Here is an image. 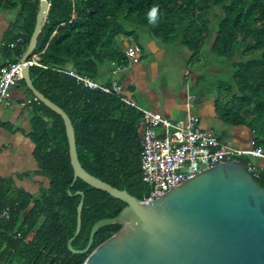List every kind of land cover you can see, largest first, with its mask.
<instances>
[{
    "label": "trees",
    "instance_id": "1",
    "mask_svg": "<svg viewBox=\"0 0 264 264\" xmlns=\"http://www.w3.org/2000/svg\"><path fill=\"white\" fill-rule=\"evenodd\" d=\"M34 49L28 61L33 87L68 116L74 131L82 169L138 201L150 195L142 180L141 114L100 89L86 87L70 75L110 86L116 67H127L119 37L143 33L160 47H183L188 64L198 62L207 42L220 58L238 57L230 64L231 83L218 87L214 109L217 119L251 135V147L264 151V0H47ZM39 0H0V9L15 12L1 44L0 68L25 53L35 28ZM19 40V41H18ZM108 77H105L104 74ZM31 109L27 137L33 144L36 169L16 175L48 181L30 193L0 176V264L10 257L19 264H83L102 242L121 229L118 223L101 227L90 250L73 254L67 240L75 232L77 206L82 192L81 228L72 240L82 250L92 225L114 218L126 206L80 179L74 180L64 122L26 88ZM221 139L220 137H218ZM254 180L264 188V166L248 157ZM71 187L70 194L67 193ZM19 233V238H18Z\"/></svg>",
    "mask_w": 264,
    "mask_h": 264
},
{
    "label": "water",
    "instance_id": "2",
    "mask_svg": "<svg viewBox=\"0 0 264 264\" xmlns=\"http://www.w3.org/2000/svg\"><path fill=\"white\" fill-rule=\"evenodd\" d=\"M39 3L34 31L20 58L22 81L36 100L63 120L74 180L126 205L116 217L96 221L86 246L75 250L71 242L80 232L84 201L83 193L75 192L81 199L67 249L73 254L88 252L101 227L118 223L121 229L97 246L83 264H264V188L248 172L246 163L219 164L151 201H138L82 169L68 116L38 92L29 77L27 61L49 6L47 0Z\"/></svg>",
    "mask_w": 264,
    "mask_h": 264
},
{
    "label": "built area",
    "instance_id": "3",
    "mask_svg": "<svg viewBox=\"0 0 264 264\" xmlns=\"http://www.w3.org/2000/svg\"><path fill=\"white\" fill-rule=\"evenodd\" d=\"M123 53L128 65L136 64L140 60L141 52L136 45L127 46ZM27 64L30 66L35 62L27 61ZM22 66L18 60L0 68V105L6 106L9 88L22 80ZM125 68L116 67L112 71L110 86L79 78L73 73L70 75L86 87L100 89L116 97L141 114V173L142 180L150 187V195L144 201L160 198L184 181L219 164L238 161L241 157L264 160V151L261 148L227 145L214 133L203 131L199 127V119L195 116L187 115L173 120L139 106L126 96L122 85L114 78ZM247 170L250 174L254 172L250 163L247 164ZM5 214L4 212L3 215Z\"/></svg>",
    "mask_w": 264,
    "mask_h": 264
},
{
    "label": "rangeland",
    "instance_id": "4",
    "mask_svg": "<svg viewBox=\"0 0 264 264\" xmlns=\"http://www.w3.org/2000/svg\"><path fill=\"white\" fill-rule=\"evenodd\" d=\"M14 19L15 12L0 9V21L6 20L7 23L11 24ZM139 38L138 35L137 41L133 38H122V41L126 42L127 45L141 44V39ZM149 39L157 46V41L150 37ZM122 41L119 39L117 41L121 50L124 48ZM206 44H209V42ZM166 48L158 50L155 48L153 54H145L144 52V57L140 63L134 66L137 69H141L146 75L145 78H139L140 82L136 83V85L138 84L137 86H141L140 89L148 91L150 96L147 98L149 101L161 112L164 106H169V114L172 119L184 114V106L188 103L191 111L197 114L201 122L205 123L211 132L218 135L224 143L227 142L239 148H250L251 135L246 129L220 122L213 112L215 110L213 106L214 100L217 96L216 90L218 87H225L231 83L229 75L230 64L238 61V57L233 56L230 59L217 57L208 52L209 46H206L201 50L202 54L198 62L189 65L187 61L190 53L187 49L176 47L169 50ZM184 68L188 75L185 78L187 83L182 78ZM129 71L125 72L122 78H125L123 76ZM131 72L133 73L132 70ZM135 78L138 79V75ZM185 85L188 87L189 91L187 93L190 94L191 99H186ZM27 95L30 96L29 93ZM206 100L209 106L206 104ZM148 104L150 105V103ZM207 106L211 109L209 114L205 112L208 111ZM24 113L28 116L31 115L29 108H26ZM248 159L255 166H264V160L250 157Z\"/></svg>",
    "mask_w": 264,
    "mask_h": 264
},
{
    "label": "crops",
    "instance_id": "5",
    "mask_svg": "<svg viewBox=\"0 0 264 264\" xmlns=\"http://www.w3.org/2000/svg\"><path fill=\"white\" fill-rule=\"evenodd\" d=\"M9 26L10 24L7 23L6 20L0 21V44L7 30L9 29ZM138 35L140 37L139 39H141V44L138 43L134 45H136L140 49L141 55L139 62L136 64L140 63V61L144 57V52L145 54H153V52H155L154 51L155 48L157 50L165 49L164 47H160L158 44L157 47L145 34L139 32ZM122 38L123 37H119L118 39L122 41ZM123 39H128V38H123ZM122 43L124 45L122 51L127 46H130L127 45V43L124 41H122ZM206 46H209L210 48V44H205L203 49ZM209 48L207 50L208 52H209ZM168 49L171 50L172 48H168ZM0 64H1V60H0ZM136 64L128 65L124 70L118 72L114 76V78L122 85L126 96L130 100H132L139 106L144 107L145 109H149L151 111L161 114L164 117H168L172 119V117L169 114V109H170L169 106L167 105L164 106L162 112L156 109L155 106L147 98L150 96L148 91L142 90V88L140 89L141 86H137L138 84L136 85V83L140 82L139 78L146 77V75L141 69H137L134 67ZM131 70L133 71V73L131 72ZM127 71H129V73L123 76L125 78H122V75ZM137 75H138V79L135 78V76ZM104 76L108 77L106 73L104 74ZM187 76H188L187 71L184 68L182 78H184L185 80ZM185 82L187 83L186 80ZM185 88H186L185 89L186 99H191L190 94L187 93V91H189L187 85H185ZM207 90L210 92L209 89ZM27 94L28 92L26 91V89L19 82H17L16 84H14L9 88L6 106L0 105V176L12 177L14 184L17 187H21L30 193H36L38 192V190L42 185L47 186L48 181L46 179L37 176H34L30 179H22V180H18L16 178V175L32 173L36 169V163L32 157L33 144L27 137V133L29 132V120L31 118V115L28 116L25 115L24 113V110L26 108H29L27 104L28 101L31 99V97L28 96ZM205 102L208 105L207 100ZM148 103H150V105ZM208 106H207L208 111H205L207 114H209V111H211V109ZM184 108H185L184 114H182L178 118H173V120L184 118L187 115H192L199 119V127L203 131L211 132L210 128H208L205 123L201 122L199 116L191 111V107L188 105V103L185 104ZM29 110L31 112L30 108ZM213 112L215 115V110H213ZM216 136L219 137L218 135ZM225 144L230 145L227 142ZM232 147H236V146H232Z\"/></svg>",
    "mask_w": 264,
    "mask_h": 264
},
{
    "label": "flooded vegetation",
    "instance_id": "6",
    "mask_svg": "<svg viewBox=\"0 0 264 264\" xmlns=\"http://www.w3.org/2000/svg\"><path fill=\"white\" fill-rule=\"evenodd\" d=\"M4 212L6 213L5 215H3ZM4 212L0 214V219H6V220H8L9 219V212L8 211H4ZM18 238H19V233H18ZM3 264H19V260H18L17 263H14L13 262V258L10 257L9 259L5 260L3 262Z\"/></svg>",
    "mask_w": 264,
    "mask_h": 264
}]
</instances>
